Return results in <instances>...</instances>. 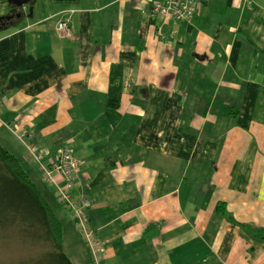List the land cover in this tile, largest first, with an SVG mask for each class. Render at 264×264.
<instances>
[{
  "label": "crops",
  "instance_id": "0c3cea01",
  "mask_svg": "<svg viewBox=\"0 0 264 264\" xmlns=\"http://www.w3.org/2000/svg\"><path fill=\"white\" fill-rule=\"evenodd\" d=\"M4 9L0 145L52 191L74 264L90 250L41 169L64 144L99 264H264L243 229H264V0H197L179 22L138 0Z\"/></svg>",
  "mask_w": 264,
  "mask_h": 264
},
{
  "label": "trees",
  "instance_id": "16d2710c",
  "mask_svg": "<svg viewBox=\"0 0 264 264\" xmlns=\"http://www.w3.org/2000/svg\"><path fill=\"white\" fill-rule=\"evenodd\" d=\"M50 1L72 4L77 0ZM243 229L254 241L264 243V229L250 225ZM4 249L18 251L9 261L0 254V264H74L64 252L59 219L18 160L0 145V250Z\"/></svg>",
  "mask_w": 264,
  "mask_h": 264
},
{
  "label": "built area",
  "instance_id": "2783aa9c",
  "mask_svg": "<svg viewBox=\"0 0 264 264\" xmlns=\"http://www.w3.org/2000/svg\"><path fill=\"white\" fill-rule=\"evenodd\" d=\"M143 5H149L150 18H159L163 21H190L195 16L197 0H138ZM57 30L65 35H72L71 29L67 23L61 21L57 24ZM26 133L24 132L18 138L23 139ZM37 161L42 160V155L35 156ZM79 161L72 155L69 148L64 144L57 153L55 161L50 162L48 168L41 166L43 175L48 180H53V175H56L59 180L57 186V200L64 205L70 217L76 224L82 239L89 248L92 255L91 264L98 263V254L103 252V247L97 239L95 232L88 227V217L86 210L90 207L89 202L85 199L75 201L71 196V190L77 179V169Z\"/></svg>",
  "mask_w": 264,
  "mask_h": 264
},
{
  "label": "rangeland",
  "instance_id": "374dc122",
  "mask_svg": "<svg viewBox=\"0 0 264 264\" xmlns=\"http://www.w3.org/2000/svg\"><path fill=\"white\" fill-rule=\"evenodd\" d=\"M7 8V4L6 3H4V5H3V9H1L0 10V14L2 13V12H5L4 10V8ZM8 12H9V10H8ZM44 197H45V199L47 200V202L51 205V207H52V191L50 190V191H48V193L46 192H44ZM57 196H58V194H57ZM83 242H84V240H83ZM84 244H85V242H84ZM86 245V244H85ZM87 246V245H86ZM13 251L15 252V253H17V249L15 250V249H13ZM65 252V251H64ZM90 252V251H89ZM15 253H12V251L10 252L9 251V253H7L6 252V250L4 249V250H0V254L1 255H3V256H7V259L6 260H13L14 258H15V256H13ZM90 254H91V252H90ZM9 255V256H8ZM92 256V255H91ZM2 262V261H1ZM0 262V263H1Z\"/></svg>",
  "mask_w": 264,
  "mask_h": 264
},
{
  "label": "water",
  "instance_id": "95a60500",
  "mask_svg": "<svg viewBox=\"0 0 264 264\" xmlns=\"http://www.w3.org/2000/svg\"><path fill=\"white\" fill-rule=\"evenodd\" d=\"M3 1L7 4L8 7L14 10L16 7L23 6L29 3L31 0H3ZM4 18H6V16L4 17L0 16V20Z\"/></svg>",
  "mask_w": 264,
  "mask_h": 264
},
{
  "label": "flooded vegetation",
  "instance_id": "af4514ba",
  "mask_svg": "<svg viewBox=\"0 0 264 264\" xmlns=\"http://www.w3.org/2000/svg\"><path fill=\"white\" fill-rule=\"evenodd\" d=\"M17 17V14L16 13H14L13 15H12V12L11 13H9L7 16H6V18H4L5 20H10V19H14V18H16ZM3 20V19H2ZM2 20H0V21H2Z\"/></svg>",
  "mask_w": 264,
  "mask_h": 264
}]
</instances>
